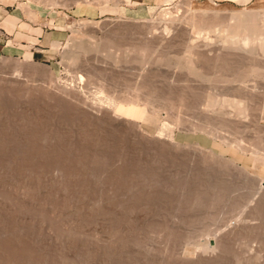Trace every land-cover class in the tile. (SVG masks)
Segmentation results:
<instances>
[{"label":"rangeland","instance_id":"1","mask_svg":"<svg viewBox=\"0 0 264 264\" xmlns=\"http://www.w3.org/2000/svg\"><path fill=\"white\" fill-rule=\"evenodd\" d=\"M213 3L264 7L0 0L24 30L0 52V264H264V46H233L230 22L201 13ZM39 29L63 38L30 56Z\"/></svg>","mask_w":264,"mask_h":264},{"label":"bare ground","instance_id":"2","mask_svg":"<svg viewBox=\"0 0 264 264\" xmlns=\"http://www.w3.org/2000/svg\"><path fill=\"white\" fill-rule=\"evenodd\" d=\"M214 7H211V6H208V7H203V8H201L200 10H202L201 11V13L203 12V16H210L209 18H213V19H215L216 21H217V23L219 22V24H217V26H215L214 24H212L214 27H219L220 26V23H221V21H218V19L220 20H226V22H227V20H228V22H230V24L228 23V26L230 25V27H231V29L233 30V31H231V32H233L235 35H234V37H233V39L231 38V42H233V46H234V44H238L239 45V47H240V44H245V46H246V44L248 45V46H250V47H254V46H262L261 48H263V46H264V7H262V8H260V9H252V8H247V9H245V10H243V11H241V10H239V11H236V10H234V9H231V8H225V7H218L217 5H215L214 3L212 4ZM195 8H197V7H195ZM194 8V9H195ZM222 9H224V10H222ZM195 11H196V9H195ZM197 14V13H196ZM201 15V14H200ZM202 16V17H203ZM228 16V18L226 19V17ZM194 17H195V15H194ZM202 17L200 16V18L202 19ZM232 17H234V20L232 19ZM205 18V17H204ZM212 18H211V20H212ZM202 20H204V19H202ZM214 20V21H215ZM241 20V21H240ZM187 21V20H186ZM213 21V20H212ZM222 21V22H223ZM197 22V21H196ZM225 22V21H224ZM177 23V22H176ZM184 23V22H183ZM203 23V22H202ZM206 23V22H205ZM210 23V22H209ZM119 24H123V23H119ZM158 24H159V22H158ZM194 24V23H193ZM225 24V23H224ZM128 25V24H127ZM176 25V24H175ZM121 26V25H120ZM198 27H200V25H197ZM203 26V25H202ZM212 26V27H213ZM228 26H224V29H226ZM128 27V26H127ZM213 27V28H214ZM221 27H223V26H221ZM226 27V28H225ZM184 28H186V27H184ZM203 28H204V26H203ZM219 29V28H218ZM222 30L221 31H223V28H221ZM227 29H230V28H227ZM202 30V29H201ZM211 30V29H210ZM161 31V30H160ZM175 31V30H174ZM225 32V31H224ZM223 32V33H224ZM196 33V32H195ZM229 34V33H228ZM135 35V34H134ZM231 35V34H230ZM149 36V35H148ZM155 36V35H154ZM163 36V35H162ZM187 36H188V34H187ZM145 37V36H144ZM153 37V36H152ZM161 37V36H160ZM159 37V38H160ZM167 37V36H166ZM137 38V37H136ZM146 38V37H145ZM154 38V37H153ZM158 38V39H159ZM194 38V37H193ZM224 38V37H223ZM226 38V37H225ZM154 39H156V36H155V38ZM163 38H161V40H162ZM160 40V41H161ZM164 41V40H163ZM161 42L162 44L164 43V45L165 44H169L170 42L167 40V41H165V42ZM199 41V40H198ZM150 42V41H149ZM152 42V41H151ZM222 42V41H221ZM229 42V41H228ZM81 42H79V44H75V49H77L78 48V50H82L83 52L85 51V49H89L90 50V48H91V46H90V48H86V47H84L83 45L85 44L84 42V44L82 43V44H80ZM86 43H88L87 41H86ZM204 43V42H203ZM222 43H224V42H222ZM231 43L229 42V45H230ZM86 45V44H85ZM89 45V44H88ZM149 45V44H148ZM253 45V46H252ZM244 46V47H245ZM247 46V47H248ZM199 47V46H198ZM230 47H232V46H230ZM259 47V48H260ZM256 48L257 47H255V49H254V51L256 50ZM248 49H250V48H248ZM247 49V50H248ZM258 49V48H257ZM261 50V49H260ZM79 51V52H80ZM77 52V51H76ZM90 52V51H89ZM78 53V52H77ZM77 53H75V55H77ZM80 53H82V52H80ZM80 53H78V54H80ZM85 53H87V51L86 52H84V54ZM91 53V52H90ZM146 53V52H145ZM244 53V52H243ZM247 53V52H246ZM245 53V54H246ZM242 54V53H241ZM244 54V55H245ZM73 55V54H72ZM81 55V54H80ZM80 55H77V56H79L80 57ZM77 56H76V59L74 58V56H73V58H74V61L75 60H77V59H79V58H77ZM84 56H86V55H84ZM92 56V55H91ZM101 56V55H100ZM250 56V55H249ZM251 56H253V55H251ZM251 56L249 57V58H251ZM71 57V56H70ZM239 57V56H238ZM243 57V56H242ZM247 57V56H246ZM72 58V59H73ZM253 58V57H252ZM81 60H82V58H80ZM83 59H85V58H83ZM86 59H88V58H86ZM85 59V60H86ZM225 59V58H224ZM254 59V58H253ZM259 59V58H258ZM264 59V58H263ZM81 60H79V61H81ZM247 60V59H246ZM82 61H84V60H82ZM87 61H89V60H87ZM110 61V60H109ZM245 61V60H244ZM248 61V60H247ZM264 61V60H263ZM73 62V61H72ZM76 62V61H75ZM78 62V61H77ZM80 64H81V62H79ZM109 63V62H108ZM217 63V62H216ZM263 63V62H262ZM17 64V63H16ZM72 64H77V63H72ZM85 64V63H84ZM87 64H89L88 62H87ZM239 64V63H238ZM8 65V64H7ZM78 65V64H77ZM82 65H83V62H82ZM82 65H81V67H82ZM101 65V64H100ZM222 65V64H221ZM226 65V64H225ZM243 65V64H242ZM10 66V65H9ZM26 66V65H25ZM85 66V65H84ZM83 66V67H84ZM88 66V65H87ZM130 66V65H129ZM244 66V65H243ZM1 67H4V66H1ZM74 67V66H73ZM82 67V68H83ZM242 67V66H241ZM241 67H238L239 69L238 70H241L240 68ZM5 68V67H4ZM6 68H8V67H6ZM11 68V69H10ZM23 68H25V67H22V69ZM27 68V67H26ZM134 68V67H133ZM8 69H10V70H18V67L15 69V66H11V67H9ZM130 69V68H129ZM212 69V68H211ZM230 69V68H229ZM252 68H250V70H251ZM253 69H255V68H253ZM19 70H20V68H19ZM190 70V69H189ZM23 71V70H22ZM28 71V70H27ZM92 71V70H91ZM179 71V70H178ZM254 71V70H253ZM251 72H252V70H251ZM255 72H257V69H255ZM259 72V71H258ZM19 73H20V71H19ZM154 73V72H153ZM193 73V72H192ZM15 74V73H14ZM131 74V73H130ZM141 74V73H140ZM240 75H241V73H239ZM250 74V73H249ZM262 74V73H261ZM170 75V74H169ZM195 75V74H194ZM264 75V74H263ZM148 76V75H147ZM239 76V75H238ZM243 76H245V75H243ZM255 76H256V74H255ZM239 77H241V76H239ZM7 78V77H6ZM82 78V77H81ZM242 78V77H241ZM258 78V77H257ZM259 78H261V79H263L262 81L264 82V76H260L259 75ZM52 79V78H51ZM5 80V79H4ZM41 80V79H40ZM127 80V79H126ZM81 81V80H80ZM11 82V81H10ZM209 82V81H208ZM230 82V81H229ZM245 82V81H244ZM261 82V81H260ZM262 82V83H263ZM158 84V83H157ZM238 84V83H237ZM264 84V83H263ZM232 85V84H231ZM262 85V84H261ZM264 86V85H263ZM244 87V86H243ZM228 89V88H227ZM240 89V88H239ZM43 90V89H42ZM246 90V89H245ZM188 92V91H187ZM198 92V91H197ZM252 92V91H251ZM229 94V93H228ZM36 95V94H35ZM180 95V94H179ZM234 95V94H233ZM245 95H247L246 93H245ZM256 95V94H255ZM73 97V96H72ZM233 98V97H232ZM67 99H69V98H67ZM246 99V98H245ZM60 100V99H59ZM71 100V99H70ZM78 100V99H77ZM62 102H63V100H61ZM67 101V100H66ZM82 101V100H81ZM191 101V100H190ZM72 103V102H71ZM81 103V102H80ZM196 103V102H195ZM210 103H212V102H210ZM64 104V103H63ZM75 104V103H74ZM83 104V103H82ZM235 104V103H234ZM56 105V104H55ZM79 105V104H78ZM250 105V104H249ZM258 106V105H257ZM174 107V106H173ZM209 107V106H208ZM237 107V106H236ZM80 108V107H79ZM229 108V107H228ZM235 108V107H234ZM238 108V107H237ZM43 109V108H42ZM77 109V108H76ZM190 109V108H189ZM223 109V108H222ZM169 110V109H168ZM239 110V109H238ZM175 111V110H174ZM236 112V111H235ZM259 112V111H258ZM178 113V112H177ZM181 113V112H180ZM237 113V112H236ZM262 113V112H261ZM192 115V114H191ZM184 116V115H183ZM262 116V115H261ZM226 117V116H225ZM251 117V116H250ZM172 118V117H171ZM193 119V118H192ZM223 119V118H222ZM226 119V118H225ZM227 120H229V119H227ZM232 120H234V119H232ZM202 121V120H201ZM220 121V120H219ZM238 121H240V120H238ZM237 121V122H238ZM188 122V121H187ZM200 122V121H199ZM228 122H230V120L228 121ZM232 122V121H231ZM230 122V124H232ZM237 122H235V123H237ZM244 122V121H243ZM74 123V122H73ZM223 123H225V122H223ZM226 123H227V121H226ZM240 123V122H239ZM238 123V124H239ZM218 124V123H217ZM238 124H236V125H238ZM188 125V124H187ZM208 125V124H207ZM223 125V124H222ZM234 125V124H233ZM236 125H234V127L236 126ZM239 126V125H238ZM259 126V125H258ZM39 127V126H38ZM233 127V126H232ZM243 127V126H242ZM109 128V127H108ZM225 128V127H224ZM230 128V127H229ZM31 129V128H30ZM237 129V128H236ZM223 130V129H222ZM62 132V131H61ZM232 132V131H231ZM238 133V132H237ZM248 135V134H247ZM73 136V135H72ZM61 138V137H60ZM259 138V137H258ZM99 139V138H98ZM40 140V139H39ZM90 142V141H89ZM20 144V143H19ZM148 144V143H147ZM15 145V144H14ZM35 145V144H34ZM22 146V145H21ZM33 146V145H32ZM39 146V145H38ZM88 146V145H87ZM151 146V145H150ZM262 146V145H261ZM44 147H45V145H44ZM67 147H69V146H67ZM162 147V146H161ZM172 147V146H171ZM4 148V147H3ZM19 148V147H18ZM28 148H29V146H28ZM36 148V147H35ZM25 149V148H24ZM171 149V148H170ZM38 150V149H37ZM1 151V150H0ZM16 151V150H15ZM25 151V150H24ZM30 151V150H29ZM193 151V150H192ZM13 152V151H12ZM22 152V151H21ZM30 152H32V151H30ZM34 152V151H33ZM39 152V151H38ZM37 152V153H38ZM42 152V151H41ZM70 152H71V150H70ZM89 152V151H88ZM147 152V151H146ZM17 153V152H16ZM24 153V152H23ZM36 153V152H35ZM159 153V152H158ZM29 154V153H28ZM43 154V153H42ZM47 154V153H46ZM201 154V153H200ZM36 155V154H35ZM32 156V155H31ZM87 156V155H86ZM84 157V156H83ZM157 157V156H156ZM93 158H95V157H93ZM134 158V157H133ZM162 158V157H161ZM177 158V157H176ZM5 159V158H4ZM155 159V158H154ZM36 160V159H35ZM32 161V160H31ZM208 161V160H207ZM7 163V162H6ZM221 163V162H220ZM35 164V163H34ZM40 164V163H39ZM228 164V163H227ZM158 165V164H157ZM173 165V164H172ZM230 165V164H229ZM233 165V164H232ZM64 166V165H63ZM155 166V165H154ZM220 166V165H219ZM234 166V165H233ZM38 167V166H37ZM172 167V166H171ZM236 167V166H235ZM33 167L31 166V169H32ZM35 168V167H34ZM233 168V167H232ZM38 169V168H37ZM222 169V168H221ZM235 169V168H234ZM19 170V169H18ZM23 170V169H22ZM208 170V169H207ZM212 170V169H211ZM39 171V170H38ZM134 171V170H133ZM139 171H140V169H139ZM202 171H204V170H202ZM209 171V170H208ZM243 171V170H242ZM29 172V171H28ZM235 172H237V171H235ZM177 173V172H176ZM179 173V172H178ZM186 173V172H185ZM220 173V172H219ZM7 174V173H6ZM30 174H32V173H30ZM37 174V173H36ZM144 174V173H143ZM152 174H154V173H152ZM167 174V173H166ZM24 175H26V174H24ZM39 175V174H38ZM37 175V176H38ZM176 175V174H175ZM181 175V174H180ZM196 175V174H195ZM208 175V174H207ZM17 176V175H16ZM19 176H21V175H19ZM178 176V175H177ZM233 176V175H232ZM1 177H5V176H2L1 175ZM29 177H31V176H29ZM55 177V176H54ZM104 177V176H103ZM165 177V176H164ZM191 177H192V175H191ZM196 177V176H195ZM211 177V176H210ZM6 178V177H5ZM15 178V177H14ZM47 178V177H46ZM151 178V177H150ZM214 178V177H213ZM18 179V178H17ZM20 179V178H19ZM103 179V178H102ZM202 179V178H201ZM238 179H239V177H238ZM1 180V179H0ZM4 180V179H3ZM2 180V181H3ZM7 180V179H6ZM5 180V181H6ZM41 180V179H40ZM123 180V179H122ZM154 180V179H153ZM196 180V179H195ZM219 180V179H218ZM222 180V179H221ZM220 180V181H221ZM5 181H3L4 182V184L2 185V186H4V188H9V189H11V183H6ZM22 181V180H21ZM161 181V180H160ZM186 181V180H185ZM188 181V180H187ZM197 181V180H196ZM1 182V181H0ZM17 182V181H16ZM147 182V181H146ZM248 182V181H247ZM253 182V181H252ZM5 183H6V185H5ZM14 183V182H13ZM180 183V182H179ZM190 183V182H189ZM195 183V182H194ZM245 183V182H244ZM9 184V185H8ZM167 184V183H166ZM185 184H186V182H185ZM229 184V183H228ZM15 185V184H14ZM14 185H12V187H14ZM73 185V184H72ZM197 185V184H196ZM217 185V184H216ZM226 185V184H225ZM247 185V184H246ZM1 186V187H2ZM21 186V185H20ZM29 186V185H28ZM106 186V185H105ZM181 186V185H180ZM193 186V185H192ZM199 186V185H198ZM219 186H221V185H219ZM218 186V187H219ZM61 187V186H60ZM151 187V186H150ZM162 187H164V185L162 186ZM187 187V186H186ZM249 187V186H248ZM15 188V187H14ZM111 188V187H110ZM122 188V187H121ZM209 188V187H208ZM243 188V187H242ZM13 189V188H12ZM18 189V188H17ZM34 189V188H33ZM180 189V188H179ZM229 189V188H228ZM244 189V188H243ZM242 189V190H243ZM29 190V189H28ZM31 190V189H30ZM64 190H66V189H64ZM86 190V189H85ZM124 190V189H123ZM240 191L239 190V192H241L242 194H245V193H243V191H245V189L243 190V191ZM11 191V190H10ZM40 191V190H39ZM56 191V190H55ZM189 191V190H188ZM238 191V190H237ZM6 192V191H5ZM18 192V191H17ZM30 192V191H29ZM137 192V191H136ZM193 192V191H192ZM202 192V191H201ZM200 192V193H201ZM246 192V191H245ZM22 193V192H21ZM98 193V192H97ZM115 193V192H114ZM221 193V192H220ZM248 193H249V191H248ZM33 194V193H32ZM81 194V193H80ZM188 194V193H187ZM190 194V193H189ZM223 194V193H222ZM255 194V193H254ZM41 195V194H40ZM49 195V194H48ZM84 195V194H83ZM159 195V194H158ZM219 195V194H218ZM247 195V194H246ZM264 195V194H263ZM263 195H261V196H263ZM22 196V195H21ZM29 196V195H28ZM27 196V197H28ZM141 196H143V195H141ZM216 196V195H215ZM253 196V195H252ZM261 196H260V198H261ZM36 196H34L33 198H35ZM185 197V196H184ZM5 198H6V196H5ZM32 198V197H31ZM37 198V197H36ZM40 198V197H39ZM38 198V199H39ZM42 198V197H41ZM41 198H40V201H41ZM102 198V197H101ZM155 198V197H154ZM158 198V197H157ZM223 198V197H222ZM22 199H23V202H26V203H28V204H30V205H33V206H36L37 204L36 203H39V205H40V202H36V203H34L35 202V200L34 199H30V201H27L28 199L26 198V199H24L23 197H22ZM38 199L36 200V201H38ZM51 199V198H50ZM117 199V198H116ZM125 199V198H124ZM229 199V198H228ZM258 199V198H257ZM32 200V201H31ZM75 200V199H74ZM110 200V199H109ZM136 200V199H135ZM185 200V199H184ZM263 200V202H264V199H262ZM34 201V202H33ZM45 201V200H44ZM43 201V202H44ZM83 201V200H82ZM86 201V200H85ZM176 201V200H175ZM78 202V201H77ZM87 202V201H86ZM140 202V201H139ZM200 202V201H199ZM209 202V201H208ZM211 202H212V200H211ZM238 202V201H237ZM46 203V202H45ZM215 203H216V201H215ZM214 203V204H215ZM236 203V202H235ZM259 203H261L260 201H259ZM258 203V204H259ZM27 204V205H28ZM43 204V203H42ZM76 204V203H75ZM190 204V203H189ZM210 204V203H209ZM171 205V204H170ZM193 205V204H192ZM41 206V205H40ZM43 206V205H42ZM257 206V205H256ZM262 208H261V207ZM259 207L262 209V211H263V206H264V203H262V205H260ZM4 207V206H3ZM25 207V206H24ZM38 207V206H37ZM45 206H43V208H44ZM49 207L50 206H48V209H49ZM187 207V206H186ZM200 207V206H199ZM216 207V206H215ZM233 207H234V205H233ZM42 208V207H41ZM120 208V207H119ZM231 208V207H230ZM27 209V208H26ZM38 209H39V207H38ZM45 209V208H44ZM69 209H71V208H69ZM68 209V210H69ZM73 209V208H72ZM72 209H71V211H72ZM173 209V208H172ZM196 209H198V208H196ZM195 209V210H196ZM237 209V208H236ZM256 209H258V208H256ZM47 210V209H46ZM51 210V209H50ZM49 210V211H50ZM118 210V209H117ZM132 210V209H131ZM259 210V209H258ZM39 211H41L42 212V209L41 210H38V212ZM48 211V212H49ZM64 211V210H63ZM67 211V210H66ZM65 211V213H67V212H69V211H67L66 212ZM73 211H75V210H73ZM104 211V210H103ZM156 211V210H155ZM182 211V210H181ZM200 211V210H199ZM205 211V210H204ZM228 211V210H227ZM260 211V210H259ZM261 211V212H262ZM37 212V213H38ZM38 213V215H42L41 217H43V214L44 213ZM45 212V211H44ZM94 212V211H93ZM166 212V211H165ZM256 212V211H255ZM7 213V212H6ZM64 213V212H63ZM62 213V214H63ZM70 213H72V212H70ZM69 213V214H70ZM263 214H264V212H262ZM47 212H46V216H47ZM52 214V213H51ZM95 214V213H94ZM187 214V213H186ZM206 214V213H205ZM250 214V213H249ZM259 214H261V213H259ZM37 214H36V217L38 216ZM61 215V214H60ZM64 215V214H63ZM66 215H68V214H66ZM211 215V214H210ZM220 215V214H219ZM257 215V214H256ZM6 216V215H5ZM56 216V215H55ZM201 216V215H200ZM216 216V215H215ZM260 216V215H259ZM20 217H21V215H20ZM39 217V216H38ZM47 217H49V215L47 216ZM51 217V216H50ZM48 218L49 220L52 218ZM54 217V216H53ZM58 217V216H57ZM60 218H61V216H59ZM66 217V216H65ZM67 217H69V216H67ZM84 217V216H83ZM172 217V216H171ZM226 217V216H225ZM237 217V216H236ZM219 218V217H218ZM222 218H223V216H222ZM15 219V218H14ZM27 219V218H26ZM36 219V218H35ZM53 219V218H52ZM57 219H59V218H57ZM56 219V220H57ZM65 219V218H64ZM75 219V218H74ZM156 219V218H155ZM194 219V218H193ZM16 220V219H15ZM22 220V219H21ZM39 220V219H38ZM43 220V219H42ZM49 220H48V222H49ZM55 220V219H54ZM53 220V221H54ZM80 220V219H79ZM86 220V219H85ZM251 220V219H250ZM32 221V220H31ZM52 221V222H53ZM62 221V220H61ZM206 221V220H205ZM3 222V221H2ZM17 222V221H16ZM25 222V221H24ZM59 222V221H58ZM66 222V221H65ZM179 222V221H178ZM196 222V221H195ZM248 222V221H247ZM12 223V222H11ZM15 223V222H14ZM44 223V222H43ZM55 223H56V221H55ZM61 223V222H60ZM84 223H86V222H84ZM90 223V222H89ZM95 223V222H94ZM9 224V223H8ZM19 225V223H15V226L16 225ZM37 224V223H36ZM52 223H50L48 226H50ZM67 224V223H66ZM82 224V223H81ZM127 224V223H126ZM201 224V223H200ZM247 224V223H246ZM10 225V224H9ZM23 225V224H22ZM26 225H28V224H26ZM73 225H74V223H73ZM83 225V224H82ZM89 225H91V224H89ZM98 225V224H97ZM105 225V224H104ZM113 225V224H112ZM115 225V224H114ZM167 225V224H166ZM239 225V224H238ZM4 226V225H3ZM29 226V225H28ZM32 226V225H31ZM37 226V225H36ZM36 226H32V228L33 227H36ZM45 226V225H44ZM52 226V225H51ZM57 226V225H56ZM60 226H64V224H61ZM79 226V225H78ZM88 226V225H87ZM92 226H93V224H92ZM157 226V225H156ZM237 226V225H236ZM10 227V226H9ZM13 228H16V227H14V226H12ZM11 227V228H12ZM23 227H24V225H23ZM40 227V226H39ZM62 227H60V229L62 228ZM90 227V226H89ZM109 227H110V225H109ZM108 227V228H109ZM181 227H182V225H181ZM229 227V226H228ZM263 227V226H262ZM19 228V227H18ZM22 228V227H21ZM29 228V227H28ZM27 228V229H28ZM56 228V227H55ZM65 228V231H66V228L67 227H64ZM70 228V227H69ZM74 228H75V226H74ZM80 228V227H79ZM88 228V227H87ZM96 228V227H95ZM100 228V227H99ZM101 228L103 229L104 227H102L101 226ZM260 228V227H259ZM56 229H58V228H56ZM75 229H77V228H75ZM81 229V228H80ZM97 229V228H96ZM105 229H106V227H105ZM264 229V228H263ZM262 229V230H263ZM33 230H35V229H33ZM55 230V229H54ZM71 230V229H70ZM98 230V229H97ZM257 230V229H256ZM260 230V229H259ZM20 231V230H19ZM28 231H30V230H28ZM36 231V230H35ZM47 232H48V230H46ZM72 231V230H71ZM101 231H103V230H101ZM233 231V230H232ZM238 231V230H237ZM248 231V230H247ZM4 232V231H3ZM5 232H8V231H5ZM61 232H63V231H61ZM83 232V231H82ZM84 232H86L85 230H84ZM200 232V231H199ZM235 232V231H234ZM241 232V231H240ZM17 233V232H16ZM23 233V232H22ZM33 233V232H32ZM64 233V232H63ZM68 233H70V232H68ZM71 233H73V232H71ZM91 233V232H90ZM93 233H95V232H93ZM100 233V232H99ZM102 233V232H101ZM133 233V232H132ZM216 233V232H215ZM239 233V232H238ZM256 233V232H255ZM18 234V233H17ZM88 234V233H87ZM87 234H85L86 235V237H87ZM96 234V233H95ZM115 234V233H114ZM113 234V235H114ZM118 234H120V233H118ZM175 234V233H174ZM264 234V233H263ZM48 235V234H47ZM68 235V234H67ZM71 234H69V236H70ZM83 235V234H82ZM81 235V236H82ZM94 235V234H93ZM116 235V234H115ZM121 235V234H120ZM120 235H119V237H120ZM13 236V235H12ZM66 236V235H65ZM170 236V235H169ZM176 236H177V234H176ZM252 236V235H251ZM4 237V236H3ZM11 237V236H10ZM68 237V236H67ZM79 237H80V235H79ZM83 237H85L84 235H83ZM89 237H91V236H89ZM122 238H124L123 236H121ZM120 237V238H121ZM171 237V236H170ZM24 238V237H23ZM94 238V237H93ZM115 238V237H114ZM264 238V237H263ZM19 239V238H18ZM86 239V238H85ZM92 239V238H91ZM108 239H109V237H108ZM119 239V238H118ZM117 239V241H121L122 239H119L118 240ZM159 239V238H158ZM170 239V238H169ZM187 239V238H186ZM256 239V238H255ZM74 240V239H73ZM107 240V239H106ZM110 240H112L111 238H110ZM124 240V239H123ZM228 240V239H227ZM232 240V239H231ZM262 240V239H261ZM88 241H90V240H88ZM107 241H109V240H107ZM116 241V240H115ZM174 241H176V239L174 240ZM188 241V240H187ZM48 242V241H47ZM77 242V241H76ZM123 241H121L120 243H118L119 244V246L121 245L122 246V243ZM224 242V241H223ZM20 243V242H19ZM45 243V242H44ZM61 243H62V241H61ZM124 243V242H123ZM183 243V242H182ZM217 243V242H216ZM225 243V242H224ZM12 244V243H11ZM64 244V243H63ZM184 244V243H183ZM186 244V243H185ZM193 244V243H192ZM191 244V245H192ZM151 245V244H150ZM189 245H190V243H189ZM218 245V244H217ZM220 245V244H219ZM248 245V244H247ZM46 246V245H45ZM127 246V245H126ZM125 246V247H126ZM158 246H159V244H158ZM238 246V245H237ZM240 246V245H239ZM28 247V246H27ZM128 247V246H127ZM143 247V246H142ZM218 247H220V246H218ZM223 247V246H222ZM36 248V247H35ZM76 248V247H75ZM135 248V247H134ZM133 248V249H134ZM221 248V247H220ZM228 248V247H227ZM9 249V248H8ZM105 249V248H104ZM130 249L132 250V248L130 247ZM148 249V248H147ZM153 249V248H152ZM179 249V248H178ZM18 250V249H17ZM20 250V249H19ZM23 250V249H22ZM59 250V249H58ZM115 250V249H114ZM113 250V251H114ZM120 249H118V251H119ZM138 250V249H137ZM154 250H156V249H154ZM214 250V249H213ZM225 251H226V248L224 249ZM228 250V249H227ZM21 251V250H20ZM107 251V250H106ZM108 251H109V249H108ZM115 251H117V250H115ZM127 251V250H126ZM143 251V250H142ZM175 251V250H174ZM196 251V250H195ZM30 252V251H29ZM81 252V251H80ZM130 252V251H129ZM148 252V251H147ZM207 252H209V251H207ZM228 251H226V253H227ZM230 252V251H229ZM4 253V252H3ZM14 253V252H13ZM26 253V252H25ZM31 253V252H30ZM79 253V252H78ZM112 253V252H111ZM149 253V252H148ZM151 253V252H150ZM149 253V254H150ZM204 253V252H203ZM223 253V252H222ZM238 253V252H237ZM6 254V253H5ZM9 254V253H8ZM21 254V253H20ZM23 254V253H22ZM36 254V253H35ZM114 254V253H113ZM141 254V253H140ZM148 254V255H149ZM228 254V253H227ZM230 254V253H229ZM25 255V254H24ZM26 255H27V253H26ZM84 255V254H83ZM130 255V254H129ZM154 255V254H153ZM152 255V256H153ZM221 255V254H220ZM236 255V254H235ZM22 256V255H21ZM121 256V255H120ZM128 256V255H127ZM151 256V255H150ZM155 256V255H154ZM168 256V255H167ZM173 256V255H172ZM231 256V255H230ZM237 256V255H236ZM148 257V256H147ZM202 257V256H201ZM200 257V258H201ZM48 258V257H47ZM107 258V257H106ZM135 258V257H134ZM199 258V257H198ZM203 258V257H202ZM218 258V257H217ZM239 258V257H238ZM9 259V258H8ZM137 259V258H136ZM124 260V259H123ZM166 260V259H165ZM182 260H183V258H182ZM213 260H215V259H213ZM212 260V261H213ZM218 260V259H217ZM221 260H223L222 258L220 259V260H218V261H221ZM227 260H228V258H227ZM237 260V259H236ZM263 260V259H262ZM30 261V260H29ZM117 261H119V260H117ZM155 261V260H154ZM232 261V260H231ZM15 262V261H14ZM114 262V261H113ZM192 262V261H191ZM201 262V261H200ZM222 262V261H221ZM228 262V261H227ZM259 262V261H258ZM18 263V262H17ZM154 263V262H153ZM183 263V262H182ZM188 263V262H187ZM203 263V262H202ZM212 263V262H211ZM213 263H215L214 261H213ZM241 263V262H240ZM245 263V262H244ZM7 264V263H6ZM50 264V263H49ZM118 264V263H117ZM198 264V263H197ZM218 264H220V262H218ZM227 264V263H226ZM254 264V263H253Z\"/></svg>","mask_w":264,"mask_h":264},{"label":"crops","instance_id":"3","mask_svg":"<svg viewBox=\"0 0 264 264\" xmlns=\"http://www.w3.org/2000/svg\"><path fill=\"white\" fill-rule=\"evenodd\" d=\"M227 1V0H222ZM11 17L10 15H7V17L0 16V52H3L7 46V43L9 41L6 40V38L10 37L11 39L16 38L18 36H21L24 30H22V26L18 23V18ZM9 18V19H8ZM28 36H26V39L28 41H25L26 43L32 45L30 49V56H33L38 53H42L41 50L35 49L34 47H41L44 44L50 45L52 42H60L62 41V34L58 33V31H46L39 29L37 33L32 32H25ZM5 37V38H4ZM5 40V41H4ZM29 47V46H28ZM15 50H18V47H14Z\"/></svg>","mask_w":264,"mask_h":264}]
</instances>
